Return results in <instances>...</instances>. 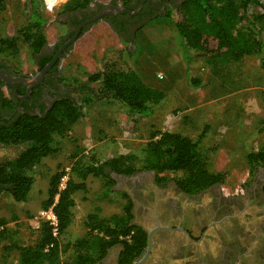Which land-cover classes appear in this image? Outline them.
I'll use <instances>...</instances> for the list:
<instances>
[{
	"label": "rangeland",
	"instance_id": "obj_1",
	"mask_svg": "<svg viewBox=\"0 0 264 264\" xmlns=\"http://www.w3.org/2000/svg\"><path fill=\"white\" fill-rule=\"evenodd\" d=\"M70 1L61 2L53 13H48L42 0H2L0 42L13 40L14 44L6 47L0 43V58L15 62L26 74L31 73V50L22 38V32L32 22L30 11L36 9L46 20L42 32L47 44L53 45L67 35L69 22L63 10ZM135 1L91 0L90 3L107 6L115 2L123 7ZM259 1L264 5V0ZM247 16L257 30L256 38L264 45V8L249 5ZM177 21V14L167 10L138 27L133 34H126L124 39L105 22L98 21L71 46L61 65L66 84L85 83L90 75L102 70L103 58L108 53L128 50L133 56L126 60L125 68L130 67L145 86L163 92V98L153 105L150 116L139 118L129 116L112 100L94 96L81 100L76 93L72 94L81 105L82 117L64 135L54 136L55 152L32 170L34 185L28 201L15 203L7 193H0V222L17 230L15 238L19 245L35 242L37 231L32 226L48 198L55 175L65 168L71 170L74 162L81 158L102 163L131 154L140 159L150 138L162 132L179 133L197 140L205 130L200 150L206 167L224 176L219 185L221 193L232 195L241 192L244 184L250 185L253 175L246 156L264 146V56L261 59L252 54L238 62L222 63L197 53L185 62ZM194 81H199V85L194 86ZM96 89L95 85L91 86V90ZM16 154L0 152V160L12 159ZM116 178L112 176L114 185L106 191L104 177L88 175L85 189L74 194L72 223L60 238V243L67 246L61 255L62 264L72 261L71 244L86 234L83 223L87 215L97 213L106 219L120 213L121 192L125 186ZM74 180L81 182L78 178ZM186 227L191 229V225ZM3 243L0 242V255ZM16 258L15 251L8 252L10 261ZM249 258L252 261L253 257ZM248 259H242L240 264Z\"/></svg>",
	"mask_w": 264,
	"mask_h": 264
},
{
	"label": "trees",
	"instance_id": "obj_2",
	"mask_svg": "<svg viewBox=\"0 0 264 264\" xmlns=\"http://www.w3.org/2000/svg\"><path fill=\"white\" fill-rule=\"evenodd\" d=\"M90 1L72 0L65 4L63 13L83 10ZM249 5L264 8L259 0H184L179 7L182 18L176 24L184 61L188 62L191 55L197 53L209 55L222 63L238 62L244 56L252 54L263 59L264 45L256 38L257 30L247 16ZM30 16L32 22L22 32V38L34 56L47 45L42 32L46 20L36 9L30 11ZM124 17L128 16H121ZM121 34L122 38L126 36ZM0 43L6 47L14 44L13 40H3ZM132 56V52L128 50L108 53L103 58L101 71L90 75L85 83L73 82L70 87H73L81 100L93 96L102 97L118 103L129 116L148 117L152 114L153 105L163 98V92L145 86L130 67L125 68L128 66L126 60H130ZM199 83L194 81V86ZM92 85L97 89L91 90ZM81 117L79 101L68 97L55 102L40 117L25 115L7 123L0 130V143L5 147L22 149L14 158L0 162V193H7L15 203L28 201L34 185L32 170L41 160L55 152L52 147L54 136L64 135ZM204 135L205 130H202L198 139L192 140L182 134L167 131L155 134L145 145L140 159L131 154L119 155L102 163L86 161L85 158L77 159L71 167V177L62 191H58L61 172L52 178L48 198L42 206V210L52 207L58 224V236L54 237L48 223L42 222L35 242L24 246L19 245L15 238L17 230L6 227L0 231V242H4L0 264H62L61 255L67 246L60 243V238L72 223L75 207L73 196L77 191L85 189L84 181L88 175L104 177L107 180L106 191L114 185L113 175L128 177L141 171L154 172L156 176L167 174L157 178L156 183L164 185L166 182H173L180 191L188 195L223 183L222 173L211 172L206 167L200 150ZM246 161L251 175L259 170L264 171V146L256 152H249ZM74 178L81 182L75 183ZM262 192L264 194V184ZM121 201L119 214L106 219L100 218L97 213L86 216L83 223L86 234L71 244L74 255L68 264L97 263L115 245L122 247V264H129L140 254L146 244V234L131 225L132 203L125 193L121 194ZM0 225L5 224L0 222ZM11 251L17 253L15 261L8 259V252Z\"/></svg>",
	"mask_w": 264,
	"mask_h": 264
},
{
	"label": "flooded vegetation",
	"instance_id": "obj_3",
	"mask_svg": "<svg viewBox=\"0 0 264 264\" xmlns=\"http://www.w3.org/2000/svg\"><path fill=\"white\" fill-rule=\"evenodd\" d=\"M141 1L123 7L135 11ZM183 1L145 0L135 15L107 14L93 24L103 21L118 36L120 33L130 35L167 10H173L181 20L179 7ZM108 5L117 4L110 2ZM103 8L90 3L83 10L64 13L69 22L67 35L32 56L33 71L29 74L15 62L0 58V130L21 116L40 117L55 102L72 97L75 91L63 81L61 65L73 44L56 56L77 28L96 17ZM123 15L128 17L121 18ZM91 25L84 26L82 34ZM21 149L0 143V152L12 154ZM166 175L141 171L128 177L116 176L125 186L121 194L125 193L132 203L131 225L146 234L145 246L129 264H240L249 256L253 257L252 261L249 258L244 264H264L263 170L253 175L249 186L244 184L241 192L232 195L221 193L220 184L194 195L183 193L173 182L158 185L157 178ZM187 225H191V229ZM121 252L122 247L115 245L94 264H122Z\"/></svg>",
	"mask_w": 264,
	"mask_h": 264
},
{
	"label": "built area",
	"instance_id": "obj_4",
	"mask_svg": "<svg viewBox=\"0 0 264 264\" xmlns=\"http://www.w3.org/2000/svg\"><path fill=\"white\" fill-rule=\"evenodd\" d=\"M66 1L68 0H42V5L46 12L53 13L54 10L57 9V7L61 4V2L65 3ZM70 171V168H65L64 171L61 172V176L59 178L58 183V191H62L66 187L67 182L70 178ZM42 222L48 223V225L51 227L52 235L54 237L58 236V224L56 217L53 213L52 207H49L46 210L39 211V214L35 219L32 229L38 231ZM6 227V225H0V231Z\"/></svg>",
	"mask_w": 264,
	"mask_h": 264
},
{
	"label": "water",
	"instance_id": "obj_5",
	"mask_svg": "<svg viewBox=\"0 0 264 264\" xmlns=\"http://www.w3.org/2000/svg\"><path fill=\"white\" fill-rule=\"evenodd\" d=\"M144 1H145V0H142V1H141L140 5L138 6V9L135 10V11H131V10H129V9H127V8H124V7H122V6H119V5H107V6H104V8L101 10V12H100L96 17H94V18H92V19H90V20L85 21L84 23H82V24L77 28L76 33L74 34V36L68 41V43H67L64 47H62V48L60 49V51L58 52L56 58L60 56L61 52L64 51L68 45H72V44H74V43L78 40V38L80 37L79 34H80V32H81V29H82L84 26H87V25H91V24H93L95 21H97L98 19H100L101 17H103L104 15H107V14H111V15H115V14L135 15V14H137L138 11L140 10V8H141L142 4L144 3ZM56 58H55V59H56ZM55 59H54L53 61H55ZM50 65H51V64H50ZM50 65H49V66H50ZM49 66H48V67H49ZM48 67H47V68H48ZM28 84H29V83H28ZM113 176H115V175H113Z\"/></svg>",
	"mask_w": 264,
	"mask_h": 264
},
{
	"label": "crops",
	"instance_id": "obj_6",
	"mask_svg": "<svg viewBox=\"0 0 264 264\" xmlns=\"http://www.w3.org/2000/svg\"><path fill=\"white\" fill-rule=\"evenodd\" d=\"M92 26V25H91Z\"/></svg>",
	"mask_w": 264,
	"mask_h": 264
}]
</instances>
